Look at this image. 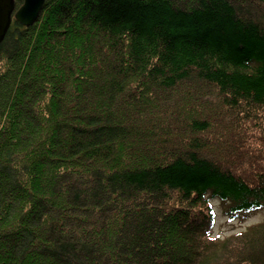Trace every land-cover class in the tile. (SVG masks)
Segmentation results:
<instances>
[{"label": "trees", "instance_id": "1", "mask_svg": "<svg viewBox=\"0 0 264 264\" xmlns=\"http://www.w3.org/2000/svg\"><path fill=\"white\" fill-rule=\"evenodd\" d=\"M43 11L0 44V264H264L210 234L264 210V0Z\"/></svg>", "mask_w": 264, "mask_h": 264}, {"label": "water", "instance_id": "2", "mask_svg": "<svg viewBox=\"0 0 264 264\" xmlns=\"http://www.w3.org/2000/svg\"><path fill=\"white\" fill-rule=\"evenodd\" d=\"M24 5L15 12L14 0H0V44L12 26V21L30 27L38 21L47 0H24Z\"/></svg>", "mask_w": 264, "mask_h": 264}, {"label": "rangeland", "instance_id": "3", "mask_svg": "<svg viewBox=\"0 0 264 264\" xmlns=\"http://www.w3.org/2000/svg\"><path fill=\"white\" fill-rule=\"evenodd\" d=\"M251 130L252 132L256 133V135H258L259 138L260 137L264 138V126L263 125L257 124V126H251ZM254 143L257 146H260V147L263 146L259 142H254ZM214 205H215L216 212H218L216 225L214 227L215 235H220V236L222 235V237H229V236H232L233 234H238V233L243 232L245 228L249 226H253V224L264 223V212H258V213H253V214L242 212V214H240V216L234 223L232 222L229 223L226 221L224 217V209H223L222 204L219 202H214Z\"/></svg>", "mask_w": 264, "mask_h": 264}, {"label": "bare ground", "instance_id": "4", "mask_svg": "<svg viewBox=\"0 0 264 264\" xmlns=\"http://www.w3.org/2000/svg\"><path fill=\"white\" fill-rule=\"evenodd\" d=\"M14 2H15V12L17 11V10H19L21 7H23V5H21L19 8H17V2H16V0H14ZM25 2V1H24ZM44 12V11H43ZM15 19H13V21H14ZM12 21V22H13ZM24 27V26H23Z\"/></svg>", "mask_w": 264, "mask_h": 264}]
</instances>
